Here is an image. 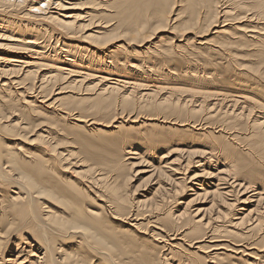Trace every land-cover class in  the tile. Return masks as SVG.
Here are the masks:
<instances>
[{
    "label": "bare ground",
    "instance_id": "1",
    "mask_svg": "<svg viewBox=\"0 0 264 264\" xmlns=\"http://www.w3.org/2000/svg\"><path fill=\"white\" fill-rule=\"evenodd\" d=\"M0 264H264V0H0Z\"/></svg>",
    "mask_w": 264,
    "mask_h": 264
},
{
    "label": "rangeland",
    "instance_id": "2",
    "mask_svg": "<svg viewBox=\"0 0 264 264\" xmlns=\"http://www.w3.org/2000/svg\"><path fill=\"white\" fill-rule=\"evenodd\" d=\"M121 1H124V0H121ZM224 1H226V0H224ZM221 3H223V2H221ZM118 5H120V6H123L124 5V3H122V2H118ZM251 11L253 10V9H250ZM22 11V10H21ZM111 11H113L114 13L116 12V9L115 8H112L111 9ZM254 11V10H253ZM112 12V14H110V16L111 17H109V19H111L112 20V24H114L113 26L115 27V29H117V26H118V28L120 27V25L122 24V23H124L126 20H122V16H119L118 14H114ZM237 12H239V11H237ZM119 16V17H118ZM168 29V28H167ZM167 29H166V31H167ZM168 33H170V30H169V32ZM171 33H173L174 35H175V33L174 32H171ZM161 35H166V34H161ZM114 37H119V39L121 40V39H123L122 38V36H114ZM13 56H16V54H12ZM262 65V64H261ZM234 68H232V70H233ZM231 70V71H232ZM261 83H263V82H261ZM97 114V113H96ZM91 117H98V119H100V117H99V115L97 114V116L96 115H92L91 114ZM101 123V122H100ZM102 124V123H101ZM101 124H100V126H101ZM98 128H100V127H98ZM101 128H102V126H101ZM35 131L36 130H34V131H32V133L31 134H34L35 133ZM31 139H33V138H31ZM31 145H33V144H36L37 145V143L36 142H29ZM13 144H16V143H13ZM110 166V165H109ZM140 169V168H139ZM133 170V169H132ZM132 170L130 171V174L132 173ZM192 171H195V169H192ZM111 174H116V173H111ZM112 177V176H111ZM143 180V175H137V176H135L134 178H132L131 179V181H130V186L129 187H132V191L134 190V192H132L130 195H131V197L132 198H138L139 200H143L145 197L146 198H150V196H151V194H149L150 193V191H151V185H149V184H147V182H143L142 181ZM152 192V191H151ZM93 193V192H92ZM190 193H192V192H188V194L186 195H184V197L186 196V197H189L188 195L190 194ZM90 193H87V195H89ZM132 194H133V196H132ZM91 195V194H90ZM135 195V196H134ZM181 197V196H180ZM185 197V198H186ZM185 198H183V196L181 197V199L180 200H178V202L179 203H186L188 200H189V198L188 199H185ZM151 203V201L149 202V204ZM37 204H40L39 202L37 203ZM209 205L208 204H206V203H195V204H193V206L192 207H189V211H193V212H196V210H203V209H206L207 207H208ZM173 210H175V211H182V207L181 206H174V208H173ZM141 211H143V210H141ZM36 214L38 215V216H40L41 215V213L39 212V211H36ZM204 214H205V216H204V218H208V217H211L212 215H213V212L212 213H209V212H204ZM152 217H155V215H153ZM148 218H151V217H148ZM139 239L141 240V239H144L143 238V236H139ZM228 239V238H227ZM218 240H220V241H222V239H218ZM229 240V239H228ZM207 241V240H206ZM23 247H25V245L23 246ZM197 246H194V248H196ZM185 248H187V247H185ZM185 248H183V250H185ZM259 251H260V249H259ZM238 258L240 257V256H237ZM9 258H11V257H9ZM9 258H6V259H9Z\"/></svg>",
    "mask_w": 264,
    "mask_h": 264
}]
</instances>
